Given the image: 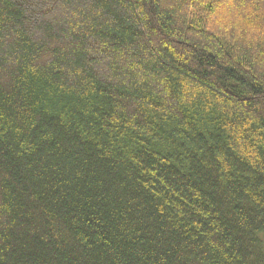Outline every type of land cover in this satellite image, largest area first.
<instances>
[{
  "label": "trees",
  "instance_id": "16d2710c",
  "mask_svg": "<svg viewBox=\"0 0 264 264\" xmlns=\"http://www.w3.org/2000/svg\"><path fill=\"white\" fill-rule=\"evenodd\" d=\"M0 264H264V0H0Z\"/></svg>",
  "mask_w": 264,
  "mask_h": 264
}]
</instances>
